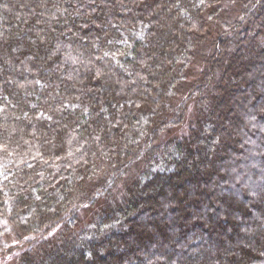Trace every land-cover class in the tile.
<instances>
[{"label": "trees", "instance_id": "trees-1", "mask_svg": "<svg viewBox=\"0 0 264 264\" xmlns=\"http://www.w3.org/2000/svg\"><path fill=\"white\" fill-rule=\"evenodd\" d=\"M225 1L0 0L1 261L264 264V0Z\"/></svg>", "mask_w": 264, "mask_h": 264}, {"label": "rangeland", "instance_id": "rangeland-1", "mask_svg": "<svg viewBox=\"0 0 264 264\" xmlns=\"http://www.w3.org/2000/svg\"><path fill=\"white\" fill-rule=\"evenodd\" d=\"M236 1H234V0H226L225 1V7H227L228 9H230V7L231 8H233V4L235 3ZM239 1H237L236 2V5H237V3H238ZM242 3V2H241ZM230 13V16L229 17H231V16H236V11L233 9V11H229L228 13H226V14H229ZM234 18H232V20H233ZM193 77H195V75H196V72H192V74H191ZM1 248V247H0ZM0 264H10V263H6L5 261H1L0 260Z\"/></svg>", "mask_w": 264, "mask_h": 264}]
</instances>
